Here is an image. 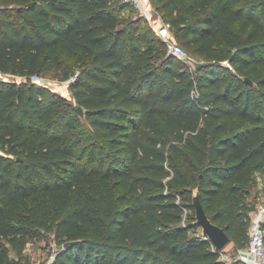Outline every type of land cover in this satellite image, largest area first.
<instances>
[{"label":"trees","instance_id":"obj_1","mask_svg":"<svg viewBox=\"0 0 264 264\" xmlns=\"http://www.w3.org/2000/svg\"><path fill=\"white\" fill-rule=\"evenodd\" d=\"M1 1L0 264H28L42 231L60 243L50 264H239L196 231L193 194L246 247L264 180V0H151L196 69L121 15L125 0ZM53 65L78 72L63 109L32 79Z\"/></svg>","mask_w":264,"mask_h":264},{"label":"rangeland","instance_id":"obj_2","mask_svg":"<svg viewBox=\"0 0 264 264\" xmlns=\"http://www.w3.org/2000/svg\"><path fill=\"white\" fill-rule=\"evenodd\" d=\"M118 1H124V0H118ZM152 3V2H151ZM2 1L0 0V8L2 7ZM153 5V4H152ZM153 14L151 16V19H146L145 17L141 16L139 11L133 9L130 5H127L124 7V9L121 12V15L124 17H142L144 19V22L150 25H153L155 30L158 32V27L165 23L164 18L162 17L161 13L156 9V7L153 5ZM171 39L177 41L173 37L172 31L170 32ZM165 41V40H164ZM186 61L190 69H196L197 64L201 63L203 59L200 56H197L195 54H188L186 56ZM72 71H78L77 67H75V62L73 64H70ZM44 76L52 79L54 81V90L60 95V99L58 100V107L59 109H63L69 101L73 100L72 91L70 89V82H68V79L64 78L65 75V69L63 65H53L51 68H49L46 72L43 73ZM0 76H3L4 78H9L8 75H4L0 73ZM80 127L83 130V133L78 132L76 134V137L79 138L80 136L83 137L82 141L76 145L75 152L79 153L80 149L87 144L90 141L89 138V124L86 121L85 118H80ZM258 196L256 197L255 191L253 192V195L248 196V200H255L257 202V205H264V180L259 177L258 180ZM257 190V189H256ZM246 235L243 239L244 246H247L250 239V231H251V224L247 228ZM201 228H197L196 231H200ZM60 243H58L54 233L52 232H45L42 231L38 235L31 238L29 241L26 249H25V260L28 264H48L52 258L54 253L59 249ZM239 246L237 243L232 241L227 247H225L222 251V258H224L228 263H236L243 264L242 261L238 258V250Z\"/></svg>","mask_w":264,"mask_h":264},{"label":"built area","instance_id":"obj_3","mask_svg":"<svg viewBox=\"0 0 264 264\" xmlns=\"http://www.w3.org/2000/svg\"><path fill=\"white\" fill-rule=\"evenodd\" d=\"M131 3L134 8L139 11V13L149 20L153 14V5L151 0H125ZM158 32L160 36L165 40L168 51L172 54L177 55L180 58L188 56V52L184 45L179 42L172 40L171 30L169 26L164 23L158 27ZM230 67L231 64L226 62ZM78 75V72L71 75L68 82L74 80ZM35 82L45 84L54 87V81L42 74H35L32 76ZM264 205H257L256 209L251 212V231L249 243L246 247L240 248L238 250V258L242 260L245 264H264ZM56 253V252H55ZM54 253V254H55ZM54 257V255H53ZM51 262V261H50ZM50 262L48 264H50Z\"/></svg>","mask_w":264,"mask_h":264},{"label":"water","instance_id":"obj_4","mask_svg":"<svg viewBox=\"0 0 264 264\" xmlns=\"http://www.w3.org/2000/svg\"><path fill=\"white\" fill-rule=\"evenodd\" d=\"M251 82L250 79H247ZM77 111L83 113V107L78 106ZM193 206L195 209V225L201 228L202 234L208 238L214 245L217 251H222L227 247L231 242L232 238L228 234L225 227L219 225L208 215L203 202L201 200L199 190L196 188L193 194ZM73 244V241H68L64 244L65 248H68Z\"/></svg>","mask_w":264,"mask_h":264}]
</instances>
